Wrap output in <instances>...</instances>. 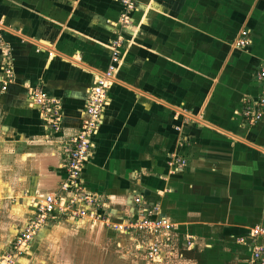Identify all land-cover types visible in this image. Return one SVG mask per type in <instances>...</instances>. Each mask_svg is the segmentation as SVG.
Wrapping results in <instances>:
<instances>
[{"label": "crops", "instance_id": "crops-1", "mask_svg": "<svg viewBox=\"0 0 264 264\" xmlns=\"http://www.w3.org/2000/svg\"><path fill=\"white\" fill-rule=\"evenodd\" d=\"M122 13L118 0H0V250L58 192L88 94L122 39L82 179L109 223L157 207L174 225L156 238L161 258L147 259L146 238L138 249L103 222L61 219L18 264L58 252L76 264H252L238 239L264 227V120L249 125L241 110L264 90V0H143L127 26ZM244 31L251 43L238 48ZM7 61L15 78L3 91ZM33 88L62 101L59 135L44 130Z\"/></svg>", "mask_w": 264, "mask_h": 264}, {"label": "built area", "instance_id": "built-area-1", "mask_svg": "<svg viewBox=\"0 0 264 264\" xmlns=\"http://www.w3.org/2000/svg\"><path fill=\"white\" fill-rule=\"evenodd\" d=\"M123 6L121 22L123 25L131 23V15L143 0H118ZM251 43L248 32L244 31L236 40L238 48H244ZM122 39L111 44L112 56L108 70L93 85L88 94L85 105V118L80 132L69 141L66 151V163L64 166L66 177L61 183L57 193L49 194L33 203L34 213L28 222L17 233L10 250L0 258V264H18L19 259L29 254L31 245L39 233L47 229L52 223L61 219L82 221L90 219L95 222H103L116 232L132 236L138 249L141 246L140 239L146 238L148 246L146 257L151 261H159L161 247L156 243V238L164 233H170L174 225L166 218L160 217L157 207H145L139 218L122 224L107 222L100 213L102 200L100 196L88 192L82 179L85 166L93 155L94 139L98 135L102 125V118L108 101L106 90L115 83V74L121 61L119 49L122 47ZM6 80L2 90L6 91L14 81L15 75L10 61L3 66ZM257 79L264 82V67L257 73ZM264 85V83H263ZM30 104L35 107L44 119V130L48 135L60 134L62 131L63 106L62 101L50 97L40 88L29 90ZM241 116L249 125H255L264 120V90L254 101L244 103ZM182 165L185 161L178 159ZM137 203L142 204L138 198ZM187 238L188 247H192L191 237ZM238 242L251 249L252 264H264V227H256L251 231L250 237H241Z\"/></svg>", "mask_w": 264, "mask_h": 264}, {"label": "rangeland", "instance_id": "rangeland-1", "mask_svg": "<svg viewBox=\"0 0 264 264\" xmlns=\"http://www.w3.org/2000/svg\"><path fill=\"white\" fill-rule=\"evenodd\" d=\"M13 239L9 243L13 242ZM9 243H7L4 247H1L0 258L2 257V255L5 252L10 250L11 244L9 245ZM31 247H32V245H31ZM30 251H31V249H30ZM30 251H29V253H30ZM25 257H28V255H25ZM35 257L37 258V260L35 261V264H76L74 262L71 263L70 261L65 260L64 259L65 255L62 252H58L57 255L54 257V258L58 259L57 261H54V260L50 261L48 258H46L47 255H45V254H44V256L37 254V256H35ZM45 260H49V261L46 262ZM114 260H115V257L113 256V257L109 258V260L107 262H109V264H114Z\"/></svg>", "mask_w": 264, "mask_h": 264}]
</instances>
